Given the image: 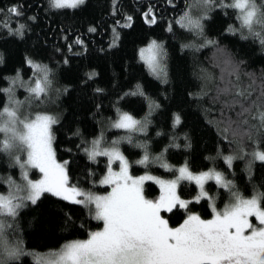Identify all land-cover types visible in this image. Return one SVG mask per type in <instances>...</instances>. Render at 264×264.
Segmentation results:
<instances>
[{
	"label": "trees",
	"instance_id": "trees-1",
	"mask_svg": "<svg viewBox=\"0 0 264 264\" xmlns=\"http://www.w3.org/2000/svg\"><path fill=\"white\" fill-rule=\"evenodd\" d=\"M12 5L22 7L21 17L7 12ZM149 7L157 18L154 25L143 18ZM0 10V88L12 86L10 80L17 72L23 83H32L34 73L27 59L48 67L47 96L30 101L24 90L12 86L14 98L30 104L28 115L51 112L58 119L53 126V148L58 161H68L70 184L90 192L109 189L99 184L107 169L106 158L92 161L84 151L103 132L102 144L119 139L117 146L127 157L132 175L150 172L169 179L186 164L192 172L219 171L244 198L264 194V163L251 155L257 148L264 150V130H258L259 121L252 119L264 104V45L247 30L235 34L227 30L229 26L239 29L232 9L213 6L209 10L195 0H172L171 4L167 0H85L77 9H54L48 0H0ZM185 12L194 19L207 14L208 19L201 21L202 35L176 23ZM128 16L132 26L124 27ZM21 24L25 26L22 38L14 34ZM77 39L83 43L77 44ZM151 40L164 47L167 83L152 76L139 59V49ZM209 40L214 43L208 44ZM229 81L234 91L250 95L239 102L234 95H221L220 89ZM137 85L145 96L126 95ZM7 102V95L0 92V108ZM149 102L159 107L150 111ZM241 104L252 108L243 117ZM118 109L141 121L147 118L146 130H109ZM175 115L182 122L174 127ZM245 119L246 124L242 123ZM128 136L131 143L124 139ZM146 152L148 164H138ZM227 156L234 158L230 168L224 160ZM164 163L171 170L162 167ZM19 171L12 155L0 152V193L6 192L7 182L17 178ZM31 175L37 176L36 171ZM143 188L146 198H158L160 190L154 182L146 181ZM205 188L218 209L231 198L228 190L213 182ZM177 192L192 201L198 194L189 181H181ZM209 204L202 199L189 204V209L208 219L212 215ZM164 215L174 227L187 213L181 209ZM5 222L6 240L13 246L19 244L24 253L10 264H38L37 256L58 251L69 241L86 239L90 231L102 227L88 208L50 194L36 205L28 202L18 217Z\"/></svg>",
	"mask_w": 264,
	"mask_h": 264
},
{
	"label": "snow or ice",
	"instance_id": "snow-or-ice-1",
	"mask_svg": "<svg viewBox=\"0 0 264 264\" xmlns=\"http://www.w3.org/2000/svg\"><path fill=\"white\" fill-rule=\"evenodd\" d=\"M167 2L171 4L172 0ZM200 2L209 10L213 6L232 9L239 22V29L229 26L227 30L233 34L238 30H247L249 36L257 38L264 45V0ZM48 3L54 9H77L85 4V0H48ZM7 12L15 17L23 15L22 7L16 5L10 6ZM143 18L149 25L157 23L151 7L143 13ZM31 19L34 20L35 17ZM204 19H208L206 13L194 19L185 12L176 23L202 35L204 25L201 21ZM126 20L124 27H131L132 17L128 16ZM24 28L21 24L14 34L22 38ZM168 30H172L171 25ZM89 31L94 32L95 29L90 28ZM242 38L247 39L248 36ZM76 43L82 44L83 41L77 39ZM207 43L212 44L214 41L209 40ZM165 56L163 45L156 40H151L147 47L139 49V59L149 73L163 83H167V71L163 62ZM2 62L3 58L0 57V63ZM25 62L34 73L32 84L23 83L19 72L11 78L10 84L24 87L30 101H40L47 96L51 86L50 70L46 65L35 63L31 59ZM94 75L95 73L90 74L89 79ZM12 86L0 88V92L7 95L8 99L0 108V152L11 154L15 150L23 153L26 158L21 160L20 155L14 156L15 164L21 169L23 184H16L9 179L8 193L0 194V264H10L24 254L19 244L13 246L6 240L4 218L15 219L20 210L27 207L28 202L36 205L45 194L88 208L92 218L103 225L100 230L90 231L86 239L69 241L59 251L51 252L47 264H264V206L261 204L264 194L244 198L238 191H233L232 181L226 180L222 173L209 170L194 174L186 164L178 169V176L169 181L148 174L133 177L129 173V161L115 146L119 141H114V146L110 149L101 150L99 139L92 141L91 148H85L84 151L92 161L98 156L108 157L107 174L99 183L108 186L110 191L106 195L84 191L70 184L68 161L61 163L56 159L53 126L59 123L58 119L42 112L21 116L23 102L14 98ZM234 87L229 81L220 89V94L234 95L236 102L250 95L246 91H234ZM126 95L145 96V93L137 85L135 91ZM156 107L159 105L149 102L150 111ZM258 107L259 110L252 119L259 121L258 130H264V104ZM117 111L118 118L113 122V128L129 133L146 130L147 118L141 121L127 112ZM251 111V107L241 104L239 115L243 117ZM181 122V117L175 115L173 126H178ZM242 123L246 124L247 120ZM124 139L132 142L131 136ZM251 155L254 161L264 163V150L257 148ZM233 159L232 156L224 157L229 168ZM117 161L119 171H113L112 164ZM148 162L147 152L137 161L145 166ZM161 166L171 170L166 163ZM32 169L38 170L40 179L29 178ZM210 180L230 193L231 200L223 209H218L213 198L205 191V183ZM145 181H153L160 186L161 194L158 199L146 198L143 188ZM181 181L195 182L198 186L199 194L194 201L182 199L178 194ZM202 199L210 201V219H204L189 209V204L199 203ZM181 209L187 213L186 217L179 226L171 227L164 214ZM252 217L257 223L252 222Z\"/></svg>",
	"mask_w": 264,
	"mask_h": 264
},
{
	"label": "rangeland",
	"instance_id": "rangeland-1",
	"mask_svg": "<svg viewBox=\"0 0 264 264\" xmlns=\"http://www.w3.org/2000/svg\"><path fill=\"white\" fill-rule=\"evenodd\" d=\"M114 1H116V0H114ZM196 1V3H200V0H195ZM145 47H147V45L145 46ZM32 84V83H31ZM30 85V84H29ZM19 88H21L22 90H24L26 93H27V95H29L28 94V92L26 91V89L24 88V87H20V86H18L17 87V89H19ZM32 109H31V106H30V104H26V105H24L23 104V106L20 108V114H21V116H25V115H28V113L31 111ZM42 113H47V114H49V115H52V116H54L51 112L49 113V112H42ZM35 113H33L32 115H34ZM55 117V116H54ZM135 119H137V118H135ZM137 120H140V119H137ZM115 121V120H114ZM114 121H112V123H110V127H109V130H111V129H115V128H113L112 127V124H113V122ZM120 130V129H119ZM122 131H125V130H122ZM105 134H103V132H100L99 133V135H97L94 139H93V141L94 140H96V139H99L100 141H101V143H100V148H101V150H103V149H110L111 147H113L114 145H113V142L114 141H119V139H117V138H115V139H113L112 140V143L111 144H102V142L106 139L105 138ZM2 138V137H1ZM91 146H92V142H91V144L89 145V147L88 148H91ZM116 147H118L117 146V144L115 145ZM119 148V147H118ZM121 151V150H120ZM122 153V152H121ZM123 154V153H122ZM11 155H12V157H13V160H14V156L15 155H20L21 156V160H23V159H25L26 157H25V155L23 154V153H19V152H17V151H13L12 153H11ZM124 156H125V154H123ZM105 158H106V160H107V167H108V157H106V156H104ZM125 158L127 159V157L125 156ZM142 159V158H141ZM128 160V159H127ZM58 161V160H57ZM58 162H60V161H58ZM62 163V162H61ZM19 168V167H18ZM180 168V167H179ZM179 168H177V173H176V176H174V177H172V178H162V177H160V176H156V174H153V173H150V172H143V173H141V174H138V175H132L131 174V172H130V168H129V173H130V175H132L133 177H139V176H142V175H145V174H148V175H152V176H154V177H156V178H158V179H162V180H165V181H169V180H173V179H175L177 176H178V169ZM112 169H113V171H119V162L117 161V162H114L113 164H112ZM19 175H18V177L17 178H11V180L12 181H14L16 184H20V185H22L23 184V180H22V175H21V169L19 168ZM211 170H213V169H211ZM33 171H36V173H37V176H35V177H32V175H31V173L33 172ZM206 171H209V170H206ZM206 171H200V172H193L194 174H199V173H201V172H206ZM214 171H216V170H214ZM217 172H219V171H217ZM107 174V169H106V171H105V173H104V175L102 176V178L105 176ZM29 178L30 179H32V180H37V179H40L41 178V174L38 172V170H35V169H32V170H30V172H29ZM101 178V179H102ZM100 179V180H101ZM146 182V181H145ZM151 182H153V181H151ZM208 182H213V183H215V181H212V180H210V181H207L206 183H205V185L208 183ZM191 183H193L196 187H197V191H198V194H199V188H198V186L195 184V182H191ZM100 184V183H99ZM156 184V183H155ZM101 185V184H100ZM157 185V187L159 188V190H160V186L158 185V184H156ZM102 186H104V185H102ZM205 187V186H204ZM8 191H9V184H8V182H7V190H6V192H4V193H0V194H7L8 193ZM110 191V188L107 190V191H105V192H95V191H93L92 193H94V194H96V195H106L108 192ZM205 191H206V188H205ZM160 194H161V191H160ZM160 194H159V196H160ZM197 194V195H198ZM159 196H158V198H159ZM252 196H254V195H252ZM252 196H250V197H248V198H251ZM157 198V199H158ZM230 200H231V198L225 203V205H227L229 202H230ZM225 205H223L220 209H223L224 207H225ZM211 218V217H210ZM210 218H208V219H210ZM251 220H252V222L253 223H257L256 221H255V218L254 217H252V218H250ZM4 220H6V218H4ZM183 222V221H182ZM181 222V223H182ZM180 223V224H181ZM103 226V225H102ZM177 226H179V225H177ZM172 227V226H171ZM174 227H176V226H174ZM102 228V227H101ZM100 228V229H101ZM99 229V230H100ZM59 251V250H58ZM51 252H49V253H47V254H43V255H39V256H37L36 257V259L34 258V261L36 262V263H38V264H47V261L51 258L50 257V254Z\"/></svg>",
	"mask_w": 264,
	"mask_h": 264
}]
</instances>
